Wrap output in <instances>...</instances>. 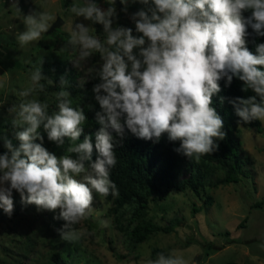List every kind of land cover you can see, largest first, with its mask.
Wrapping results in <instances>:
<instances>
[{
    "label": "clouds",
    "instance_id": "clouds-1",
    "mask_svg": "<svg viewBox=\"0 0 264 264\" xmlns=\"http://www.w3.org/2000/svg\"><path fill=\"white\" fill-rule=\"evenodd\" d=\"M130 2L144 6L130 14L136 34L132 27L116 23V0H105L106 9L97 0L74 2L69 9L91 22L74 23L69 32L65 47L79 57L74 67L83 69L80 62L90 61L95 53L102 61L86 69L87 79L99 80L92 88L100 107L95 113L100 125L95 142L91 135L80 140L88 118L82 106H73L66 76L59 80L56 111L34 98V93L45 91L41 81L48 79L42 60L31 71L30 86L19 93L24 99L10 109L15 112L13 127L22 129L15 133L19 145L0 135L7 149L0 154V208L12 216L15 190L22 203L35 205L38 212L59 210L53 218L66 222L58 231L70 243L81 238L73 226L90 218L95 195L104 199L119 195L110 178L119 142L113 132L121 141L127 132L154 142L167 134L169 141L180 142L176 152L199 161L217 152L218 141L226 137L213 96L222 90L220 81L230 86L234 77L243 82L242 91L255 93L229 100L235 114L243 123L264 122V43L256 44L255 53L247 46L250 35L264 37V0H120L124 5L120 11L128 13ZM13 4L21 12L17 0ZM52 20L45 11L24 15L25 30L17 35L21 47L39 41ZM95 24L103 26L104 41L91 34ZM41 127L57 146L67 138L71 142L67 152L77 157L49 151ZM101 223L110 226V221ZM148 264L188 262L173 251L158 253Z\"/></svg>",
    "mask_w": 264,
    "mask_h": 264
},
{
    "label": "rangeland",
    "instance_id": "rangeland-1",
    "mask_svg": "<svg viewBox=\"0 0 264 264\" xmlns=\"http://www.w3.org/2000/svg\"><path fill=\"white\" fill-rule=\"evenodd\" d=\"M13 2L0 0V82H3L0 87V135L12 141L18 128L12 125L15 112L10 109L24 99L19 93L30 86L31 71L41 60L42 72L48 79L41 81L45 91L34 93V98L47 102L50 112L57 110L62 75L75 70L78 73L76 83L80 85L88 78L87 67L102 63L99 53H95L90 61L80 62L85 64L83 69H77L73 62L78 61V52L65 47L74 23H91L83 17H75L69 10L71 4H83V0H17L21 12ZM97 2L102 8L108 7L105 0ZM116 7L119 13L116 23L132 27L136 34L130 14L144 6L130 2L128 13L120 11L124 5ZM33 11L49 13L53 17L51 24L60 17L63 24L42 34L39 41L21 47L17 35L25 30L23 17ZM92 26L91 34L104 41L103 26ZM71 94L73 106L85 109L86 93L73 90ZM261 124L264 128V122ZM41 134L48 150H57L58 157L66 152V144L57 146L47 139L45 131ZM237 136L241 141V157L246 162L243 175L237 181L218 183L224 176L223 170L213 168L211 173L204 174L203 166H199L200 158L195 160L199 167L181 163L173 172L172 182L179 184L191 173L199 175L203 184L201 196L197 197L191 188L179 191L175 187H165L159 192V198L149 201L144 220L170 227L171 231L153 232L144 242H135L130 235L137 222L133 217L134 207L127 204L118 209L112 200L94 194L90 218L73 226L82 236L70 243L63 240L58 231L66 222L53 218L59 210L38 212L35 205H26L20 199L11 217L0 208V264H56L55 253L61 254L62 264H148L154 248L163 249L165 255L175 251L188 264L229 261L264 264V132L244 124L239 126ZM0 150H6L2 140ZM13 194L20 197L15 190ZM205 198H209V204H204ZM102 221H110V226L103 227ZM209 242L218 249H209Z\"/></svg>",
    "mask_w": 264,
    "mask_h": 264
},
{
    "label": "trees",
    "instance_id": "trees-1",
    "mask_svg": "<svg viewBox=\"0 0 264 264\" xmlns=\"http://www.w3.org/2000/svg\"><path fill=\"white\" fill-rule=\"evenodd\" d=\"M250 13H245L248 15ZM251 32V29H249ZM257 43H264V37H257L254 34L248 37V47L255 53V47ZM264 70V69H262ZM78 73L75 70L68 71L66 78L70 82V88L68 89L73 93V90H81L86 93L87 106L84 109L87 116V122L84 126V132L82 133L80 140L82 141L84 135H91L93 143L95 142V132L98 131L100 125L97 123L95 113L100 111V107L97 101L94 99V93L92 91L93 85L98 83V79H91L87 82L83 88L78 87L76 83ZM60 80V78H59ZM221 92L213 96V107L217 109V112L221 115L224 120L223 131L226 132L224 140L218 141L220 147L219 150L213 154L201 156L199 166H203L204 174L212 172L213 168H220L223 170L224 176H222L218 183H230L237 181L239 176L243 175L245 169L244 164L246 163L244 158L241 157V141L237 136V131L240 125H249L255 127L258 132H264L261 121L254 120L250 123H243L240 118L235 114L234 107L229 103L230 99L236 97L247 98L255 95V93L249 89L248 91H242L243 82L238 78H233L230 86H226L225 80L220 81ZM221 97H225L221 102ZM259 100V97H257ZM22 130L18 129L17 131ZM44 130L41 127L40 132ZM111 131V130H110ZM127 131V130H126ZM117 141L116 155L117 164L110 170V178L116 184L119 195L111 196L107 198L112 200L115 208L120 209L124 205H132L134 207L133 217L137 221L135 226L131 229L130 235L135 242H144L149 234L153 232L171 231L170 227L159 226L152 223L150 220H144L145 211L148 207L150 200H156L159 198V192L162 188L175 187L179 191H183L187 188H191L198 196L200 194V187L203 186L200 176L191 173L186 179H183L179 184H173V172L183 162L190 164V167H194L195 164L198 166L195 159H190L175 151L179 147V141H169L167 134H164L158 142L146 141L138 139L130 132H127L125 138L121 141L115 132L112 133ZM16 137V136H15ZM15 146L19 145V141L15 138L12 141ZM37 142V141H36ZM80 141H77L79 143ZM71 142L65 138L66 152L63 155H71L76 158L78 154L68 153L67 148ZM46 147V144L43 143ZM3 153L6 150H0ZM58 156L57 150L53 148L49 150ZM98 154L93 152V160L96 159ZM203 162H207L205 165ZM86 166L89 162H85ZM198 166V167H199ZM208 172V173H207ZM20 197L13 194L14 212L16 213L17 204L20 202ZM204 204H209V198H205ZM196 211V208H193ZM228 234V232H226ZM209 249H218L209 242ZM165 251L160 248H154L151 251V259L155 260L157 254ZM53 259L56 260V264L64 263L61 254L55 253ZM225 264H247L245 262L229 261Z\"/></svg>",
    "mask_w": 264,
    "mask_h": 264
},
{
    "label": "water",
    "instance_id": "water-1",
    "mask_svg": "<svg viewBox=\"0 0 264 264\" xmlns=\"http://www.w3.org/2000/svg\"><path fill=\"white\" fill-rule=\"evenodd\" d=\"M116 5H117L118 7H121V3H120L119 0H116ZM62 24H63V19H61L60 17H57L56 20L51 24L52 27L49 29L48 32L54 30L55 28L59 27V26L62 25Z\"/></svg>",
    "mask_w": 264,
    "mask_h": 264
},
{
    "label": "built area",
    "instance_id": "built-area-1",
    "mask_svg": "<svg viewBox=\"0 0 264 264\" xmlns=\"http://www.w3.org/2000/svg\"><path fill=\"white\" fill-rule=\"evenodd\" d=\"M9 2H13V0H8Z\"/></svg>",
    "mask_w": 264,
    "mask_h": 264
}]
</instances>
